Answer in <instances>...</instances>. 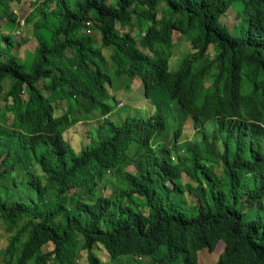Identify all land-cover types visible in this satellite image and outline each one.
<instances>
[{"label": "trees", "instance_id": "obj_1", "mask_svg": "<svg viewBox=\"0 0 264 264\" xmlns=\"http://www.w3.org/2000/svg\"><path fill=\"white\" fill-rule=\"evenodd\" d=\"M20 1L0 0V264H199L220 242L213 264H264V0H29L22 24Z\"/></svg>", "mask_w": 264, "mask_h": 264}, {"label": "rangeland", "instance_id": "obj_2", "mask_svg": "<svg viewBox=\"0 0 264 264\" xmlns=\"http://www.w3.org/2000/svg\"><path fill=\"white\" fill-rule=\"evenodd\" d=\"M29 0H22L18 3H12L11 4V10L13 12L16 13V15L18 16V18L20 19V23L22 24V18L23 16H25L27 14L28 11H30V7H29ZM159 7L162 8V5H160ZM162 11L161 9H159V14H161ZM224 19L227 23H229L231 25V23L236 24L239 20L237 18H235V12L232 8L228 9V12L226 13V15L224 16ZM6 20L3 19L2 20V29L1 31L6 34V33H17L18 30L15 28V24L13 23H8L5 22ZM32 28L31 27H23L22 30H20V32L22 33V36L27 38V42L24 44H21L19 46L16 47V53L18 55V58L20 59V61H23L26 59V57H28L29 55L33 54V51L37 45V39L32 35ZM95 32L96 30L92 29L91 32ZM96 34V38L98 39V44H99V33L95 32ZM174 52H186L187 50H191V46L190 43L187 39L180 37L177 33H174ZM103 55L105 57L108 58L110 50L108 48H104L102 49ZM180 52V53H181ZM109 90H111V88H109ZM141 93H142V88H141V84L137 81L134 80L131 86V89L129 91H126L125 97L122 99L123 101L120 102L121 104L124 103H128L131 105L136 106L138 101H136V99L141 98ZM46 94V91H45ZM25 97V94H24ZM140 100V99H139ZM4 103V101L2 99H0V105H2ZM143 102L138 103V105H142ZM62 106V105H61ZM124 107V106H123ZM125 110V109H124ZM56 114L60 113V110H56L55 112ZM8 115H10V112L8 111ZM121 115V114H120ZM10 117V116H8ZM102 116L101 114H99L98 112H96L92 118L84 123V121L79 122L80 124H76L71 126L67 132L65 133V137L69 139V141L74 144L75 146H77L79 144V141L81 139L85 140L87 139V129L91 128V127H95L96 123H98L101 119ZM11 120V119H9ZM193 132V129L191 128L189 131V128H187L185 134L187 137L191 136ZM129 169H131V167H129ZM219 170V168H217V171ZM10 179L7 182L8 184H10ZM10 235V233H8L5 229V224L2 221V219L0 218V261L2 260V257L5 255V249L8 245V236ZM223 248V244L222 242H220L217 247L212 250L209 251L207 249H204L202 251L199 252V256H198V263L199 264H213L219 253L221 252ZM4 254V255H3ZM96 255L98 256V258L101 259V261L103 262V264H149L148 263V258H143L139 263L136 261H129L127 259V257H130V255L128 256H123L122 259L119 261V258L116 259H111L110 256L107 254V252L102 249H97L96 250ZM135 259V257L133 258ZM78 264H86V260H85V253L81 252L80 257L78 258Z\"/></svg>", "mask_w": 264, "mask_h": 264}]
</instances>
